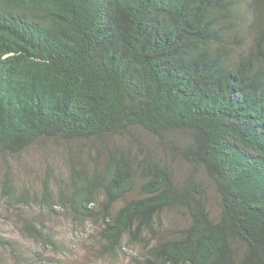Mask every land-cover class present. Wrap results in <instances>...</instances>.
<instances>
[{
  "label": "trees",
  "instance_id": "obj_1",
  "mask_svg": "<svg viewBox=\"0 0 264 264\" xmlns=\"http://www.w3.org/2000/svg\"><path fill=\"white\" fill-rule=\"evenodd\" d=\"M39 143L70 178L8 174L39 250L0 227V264L64 263L61 215L99 259L264 264V0H0V155Z\"/></svg>",
  "mask_w": 264,
  "mask_h": 264
},
{
  "label": "rangeland",
  "instance_id": "obj_2",
  "mask_svg": "<svg viewBox=\"0 0 264 264\" xmlns=\"http://www.w3.org/2000/svg\"><path fill=\"white\" fill-rule=\"evenodd\" d=\"M80 146V144H78ZM75 148V146H74ZM70 149L66 145L58 146L56 144L41 145V143L32 145L20 153L10 154L6 156L0 155V227L9 237L15 239L20 245L28 249L31 253L33 249L39 250L30 238L21 233L19 225L15 220H9L7 210L2 199V185L5 178L10 174L16 179L17 184L26 187L31 193L41 194L45 188V182L48 180L51 187L57 190L59 186H66L70 178ZM60 216L53 224L60 223L57 228L60 231V237L68 245H73L71 254L61 256L55 255V258L61 259L64 263L60 264H133L131 255L115 259L108 256L107 259H99L94 255L92 249L91 232L92 225H88L89 232L83 234L78 230L74 223L68 218ZM164 227L178 226L185 224V219L175 213H164ZM140 249V247H138ZM26 250V249H25ZM53 255L49 251L45 252ZM11 262L13 260L11 259Z\"/></svg>",
  "mask_w": 264,
  "mask_h": 264
}]
</instances>
